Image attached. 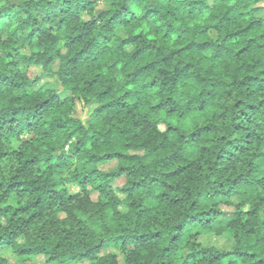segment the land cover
<instances>
[{"label": "trees", "instance_id": "16d2710c", "mask_svg": "<svg viewBox=\"0 0 264 264\" xmlns=\"http://www.w3.org/2000/svg\"><path fill=\"white\" fill-rule=\"evenodd\" d=\"M9 255L264 264V0H0Z\"/></svg>", "mask_w": 264, "mask_h": 264}, {"label": "rangeland", "instance_id": "374dc122", "mask_svg": "<svg viewBox=\"0 0 264 264\" xmlns=\"http://www.w3.org/2000/svg\"><path fill=\"white\" fill-rule=\"evenodd\" d=\"M32 75L35 76L38 73V69L34 68L31 71ZM48 82V81H45ZM79 116L80 117H85L83 110L81 109V111L79 112ZM78 189L71 187V192H77ZM207 243H209L208 240H206ZM210 242L213 244H218L221 246H228V242L224 239V238H216V239H210ZM111 253H118V248H110L108 250ZM9 262L10 264H17V261L14 257H12L11 255L8 256ZM29 264H45L44 259L42 257H38L36 259H32L31 262Z\"/></svg>", "mask_w": 264, "mask_h": 264}]
</instances>
